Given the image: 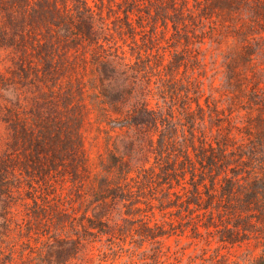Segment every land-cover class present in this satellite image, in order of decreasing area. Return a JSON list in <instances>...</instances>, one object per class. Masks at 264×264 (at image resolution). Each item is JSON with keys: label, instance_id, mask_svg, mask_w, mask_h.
Listing matches in <instances>:
<instances>
[{"label": "trees", "instance_id": "obj_1", "mask_svg": "<svg viewBox=\"0 0 264 264\" xmlns=\"http://www.w3.org/2000/svg\"><path fill=\"white\" fill-rule=\"evenodd\" d=\"M206 41L225 46L207 94ZM0 51V264L15 197L34 264L103 238L176 264L173 235L207 246L185 264H264V0H0ZM93 123L120 154L91 157Z\"/></svg>", "mask_w": 264, "mask_h": 264}, {"label": "rangeland", "instance_id": "obj_2", "mask_svg": "<svg viewBox=\"0 0 264 264\" xmlns=\"http://www.w3.org/2000/svg\"><path fill=\"white\" fill-rule=\"evenodd\" d=\"M94 1L89 0L91 4H93ZM202 48L205 53V73L201 76V78L204 81V87L206 88L205 93L207 94V84L210 81H213V85L215 87L219 86L223 70V58L221 52L225 49V46L215 49V45L209 46L208 41H206L205 44L202 45ZM0 55H2L1 51ZM3 71V65L0 64V72ZM4 93L7 95L5 91L0 89V95ZM214 95L216 98H219V92L216 91ZM155 101L156 99H152V103ZM3 102L5 101L2 97H0V104ZM111 134L112 137L107 142L105 133L98 130L96 124L93 123L88 126L85 132L86 146L91 157L95 158L98 153H102L106 149H112L116 154L121 153L119 149L120 136L116 135L115 132H111ZM5 140L6 129L4 124L0 122V152L4 148ZM66 192L67 189L64 190V194H66ZM22 202V199L18 197H15L10 201L12 208L11 213L8 215L11 218V230L7 232L6 236H2L3 241L1 245L5 254L2 264H34L36 262L35 259L30 261L33 256H36V254L31 253L30 250L31 247L36 249L37 246H40V243H35L33 238H29L23 234L25 231V224L27 223V216L25 215V209ZM154 218L156 220L163 219L158 212L155 213ZM20 231L22 233H20ZM34 236L35 235H33V237ZM55 244L56 243L52 239L48 240V245L51 249L55 248ZM214 247L215 244L212 243L210 249L204 255L208 257V255L212 253ZM149 248L150 244L144 243L139 249L129 244H125L122 249H119L114 244H109L104 238L100 241L97 239L89 246L88 256H90L91 259L87 262H83L82 264H96L98 262V258H101V264H153L152 259L149 257L144 258L145 256L141 255L143 250H146V253L150 254L151 252L149 251ZM162 248L164 251L168 250V254L170 256L168 262H176L173 252L177 249L180 250L182 252V256H179L181 257V261L176 264H185L191 258L195 260L194 263L200 262V255H203V248H207V246L204 245L203 241L195 240L186 235H173L162 240ZM10 249L13 251L12 261H8L9 255H11ZM231 258H233V256H231Z\"/></svg>", "mask_w": 264, "mask_h": 264}]
</instances>
